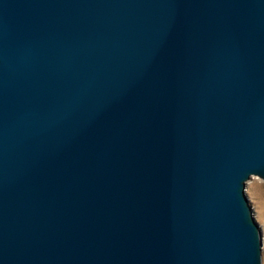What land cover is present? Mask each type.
I'll use <instances>...</instances> for the list:
<instances>
[{
    "label": "water",
    "instance_id": "obj_1",
    "mask_svg": "<svg viewBox=\"0 0 264 264\" xmlns=\"http://www.w3.org/2000/svg\"><path fill=\"white\" fill-rule=\"evenodd\" d=\"M264 0H0V264H261Z\"/></svg>",
    "mask_w": 264,
    "mask_h": 264
},
{
    "label": "rangeland",
    "instance_id": "obj_2",
    "mask_svg": "<svg viewBox=\"0 0 264 264\" xmlns=\"http://www.w3.org/2000/svg\"><path fill=\"white\" fill-rule=\"evenodd\" d=\"M245 193L252 207L255 221L260 225L262 236L261 264H264V180L252 176L245 184Z\"/></svg>",
    "mask_w": 264,
    "mask_h": 264
}]
</instances>
